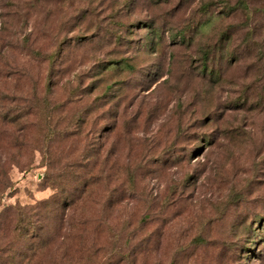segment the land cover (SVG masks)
<instances>
[{"label":"rangeland","instance_id":"1","mask_svg":"<svg viewBox=\"0 0 264 264\" xmlns=\"http://www.w3.org/2000/svg\"><path fill=\"white\" fill-rule=\"evenodd\" d=\"M1 41L38 86L49 76L55 99L91 111L83 129L114 149L99 206L127 164L155 167L109 211L118 220L133 213L146 233L162 229L150 264H264V0H0ZM28 48L58 55L52 63ZM231 49L239 61L224 57ZM24 157L32 162L12 168L0 212L54 193L42 154ZM138 199L144 209L132 212Z\"/></svg>","mask_w":264,"mask_h":264},{"label":"trees","instance_id":"2","mask_svg":"<svg viewBox=\"0 0 264 264\" xmlns=\"http://www.w3.org/2000/svg\"><path fill=\"white\" fill-rule=\"evenodd\" d=\"M228 7L233 10V6L228 4ZM223 14L226 15L225 11ZM186 30L187 27L177 33L178 41H186ZM253 34L245 33L248 41L244 51L248 57H252L256 44ZM221 39L230 42L232 35L222 32ZM1 42L0 202L12 187V168L31 163L32 159L24 164V156L37 151L47 167L46 187H52L54 193L33 204L7 205L0 212V264H150L151 256L157 255L161 246L162 229L146 233L144 224L140 225L142 219L131 221L133 213L131 220H118L109 211L122 205L128 195L131 198L137 181L152 174L155 167L149 161L144 166L145 158L127 164L114 178L121 185L119 188L107 185L106 203L99 206L102 193L99 186L110 178V171L105 172V168L109 166V157L114 156V149L108 148L107 143H98L100 137L94 129H83L91 111L84 114L78 106H73L76 102L70 97L64 101L55 99L49 76L44 88L38 86L37 80L29 77L30 70L21 71L18 58L10 54L15 46ZM234 50L224 53V57L230 56L229 62L232 58L240 59V53ZM28 51L52 63L58 55L56 48L49 53L31 48ZM210 53L206 55L207 60ZM260 56L264 59V52ZM204 66L206 73L219 76L215 67L209 68L206 62ZM20 78L27 80L19 92ZM114 130L115 127L107 131ZM203 138L208 140L206 135ZM137 204L132 206V212L144 209L139 207V199ZM122 209L116 210L121 213ZM250 245L251 242L243 248ZM157 260L154 264H160L158 257Z\"/></svg>","mask_w":264,"mask_h":264}]
</instances>
